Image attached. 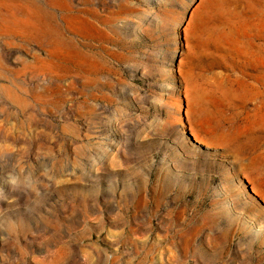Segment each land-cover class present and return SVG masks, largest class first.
I'll use <instances>...</instances> for the list:
<instances>
[{
  "label": "rangeland",
  "instance_id": "374dc122",
  "mask_svg": "<svg viewBox=\"0 0 264 264\" xmlns=\"http://www.w3.org/2000/svg\"><path fill=\"white\" fill-rule=\"evenodd\" d=\"M262 72L264 0H0V264H264Z\"/></svg>",
  "mask_w": 264,
  "mask_h": 264
},
{
  "label": "bare ground",
  "instance_id": "6f19581e",
  "mask_svg": "<svg viewBox=\"0 0 264 264\" xmlns=\"http://www.w3.org/2000/svg\"><path fill=\"white\" fill-rule=\"evenodd\" d=\"M264 73V72H262ZM220 85V83H219ZM221 85H223V83H221ZM260 88L257 92V96L260 97V101L258 102L261 106H259L258 108L262 111V109L264 110V81L263 83L260 82ZM254 87L248 83H244L242 84V86L240 87V89H238L239 91L245 93L246 95L250 96L252 95V92L251 90L253 89ZM235 89L234 88H225V94L227 96H231L235 93ZM260 121L264 122V112H262L261 116H260ZM196 140L201 143L200 141V138H196ZM261 144L264 145V136L259 138L258 139V142L254 143L252 146H251V151H256L257 149H259L261 146ZM262 145V146H263ZM247 145L244 144L243 145V148H245ZM249 147V146H248ZM242 165H243V162H242ZM241 163H240V166H242ZM248 169H251L253 170L256 174H262L264 173V159H261L260 155H257L255 156L254 158H252L250 160V162H248L247 166H246Z\"/></svg>",
  "mask_w": 264,
  "mask_h": 264
}]
</instances>
